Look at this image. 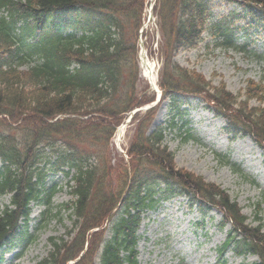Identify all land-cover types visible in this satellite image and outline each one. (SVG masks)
I'll use <instances>...</instances> for the list:
<instances>
[{
	"label": "trees",
	"instance_id": "obj_1",
	"mask_svg": "<svg viewBox=\"0 0 264 264\" xmlns=\"http://www.w3.org/2000/svg\"><path fill=\"white\" fill-rule=\"evenodd\" d=\"M148 1L0 0V199L10 196L0 212V247L33 241L32 203L47 207L44 221L60 217L52 204L62 187L46 185L53 172L71 177L73 200L63 208L72 212L73 228L67 240L50 239L52 250L38 264L79 258L75 264H138L143 215L184 190L197 195L203 216L215 207L232 223L223 251L257 255L260 262L254 264H264V219L247 223L226 191L178 169L166 144L168 134L182 143L193 139L181 107L200 96L228 120L230 132L249 135L264 149V74L259 83L247 82L239 101L224 84L213 86L176 61L179 52L205 40L214 16L208 0H158L159 86L170 120L151 131L156 110L137 116L129 164L124 158L112 164L116 128L154 99L138 89V39ZM240 1L249 23H264V0ZM232 24L216 23L220 45L249 53L236 45ZM251 100L259 105L250 107ZM256 208L264 210V197Z\"/></svg>",
	"mask_w": 264,
	"mask_h": 264
},
{
	"label": "rangeland",
	"instance_id": "obj_2",
	"mask_svg": "<svg viewBox=\"0 0 264 264\" xmlns=\"http://www.w3.org/2000/svg\"><path fill=\"white\" fill-rule=\"evenodd\" d=\"M226 8L228 11L231 9L228 6ZM148 27L145 43L148 46L146 51H149L151 56L156 52L154 48H157L155 45L160 38L154 20L151 19ZM243 33L240 34L242 38L239 43L244 42L247 36L253 41V53L249 55L226 53L213 46L208 48V45L201 43L199 50L180 54L178 61L184 67L195 69L198 74L211 81L213 86L224 84L230 93L239 96V101H244L246 82L251 79L259 81L263 73L262 63L257 61L255 53L264 54V29L250 31L247 36ZM208 40L211 42V39H207V42ZM150 62L156 65L157 72L160 65L158 60L150 58ZM142 74L141 67V76ZM142 79L147 82L143 76ZM143 80L140 82L141 90L144 88ZM258 105L259 102L256 100L249 101L250 107ZM166 107L164 104L157 111L158 124L168 119ZM190 116L197 141L183 144L174 134L169 135L167 139L169 149L176 153L175 164L178 169L200 176L205 183L215 184L226 190L231 198L237 201L249 222L256 225L254 220L257 215L264 218V212H259L255 208L264 192L263 151L250 138L245 136L233 138V135L227 134L224 131L225 119L214 116L197 100L193 102ZM137 124L138 121H132L125 128L120 141H117L118 133L112 140L111 153L116 158L112 159L113 165L118 164L123 156L122 151L131 145ZM224 156L229 157L232 164L240 166L243 174H236L232 168L224 166L222 164ZM68 181L69 179H65L60 173L49 178L48 185L58 184L62 187V191L54 196L52 204L55 207L54 213L57 209L61 210L60 217L51 220L49 217L44 223L40 214L43 208H34L35 221L31 225V233L35 236L33 243L26 248L19 244L13 250L5 252L2 264H37L48 256L51 250L50 238L67 239L74 220L70 217L71 212L63 208L72 200L66 186ZM252 181H255V184ZM8 201V198L0 200V210ZM211 216L213 219L210 222L197 226L196 224L200 222L198 210L190 209L186 199L163 204L156 211L148 213L139 231L141 235L138 244L139 264H180L181 261L185 264H242V259L235 257L231 252L219 257L218 250L226 241V232L230 225L221 231L218 227L221 214L214 211ZM38 221L39 225H35ZM40 224L43 226L40 227ZM22 249L23 253L20 252L22 258L19 261L15 260V254H19L17 252ZM255 261V258H249L247 264H253Z\"/></svg>",
	"mask_w": 264,
	"mask_h": 264
},
{
	"label": "bare ground",
	"instance_id": "obj_3",
	"mask_svg": "<svg viewBox=\"0 0 264 264\" xmlns=\"http://www.w3.org/2000/svg\"><path fill=\"white\" fill-rule=\"evenodd\" d=\"M141 59H142L141 64H142L143 71H144V77L149 81H153L154 67L152 63H150V61L147 59V56H145V54H143ZM124 132H125V128L122 127L118 132V135H117L118 139L124 135Z\"/></svg>",
	"mask_w": 264,
	"mask_h": 264
}]
</instances>
